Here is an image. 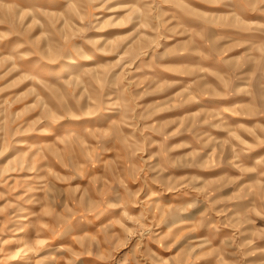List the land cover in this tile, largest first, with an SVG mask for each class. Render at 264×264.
Segmentation results:
<instances>
[{"label":"rangeland","instance_id":"1","mask_svg":"<svg viewBox=\"0 0 264 264\" xmlns=\"http://www.w3.org/2000/svg\"><path fill=\"white\" fill-rule=\"evenodd\" d=\"M0 264H264V0H0Z\"/></svg>","mask_w":264,"mask_h":264}]
</instances>
